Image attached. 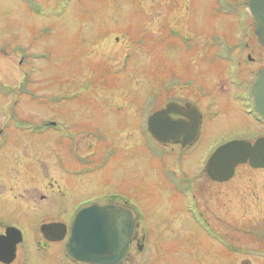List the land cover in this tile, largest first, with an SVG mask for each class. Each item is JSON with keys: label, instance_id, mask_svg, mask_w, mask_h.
<instances>
[{"label": "rangeland", "instance_id": "1", "mask_svg": "<svg viewBox=\"0 0 264 264\" xmlns=\"http://www.w3.org/2000/svg\"><path fill=\"white\" fill-rule=\"evenodd\" d=\"M37 1L42 2L39 13L34 5L28 9L20 0H0V88L4 85L11 92L10 96L0 92V127L12 128L8 114H14L28 123V130L47 119L53 121L62 139L104 136V147L113 144L118 153L123 151L125 177L134 172L141 177L149 171L145 182L152 184L154 179L157 183L159 176L151 168L158 164L148 161L141 146L146 119L165 104L167 84H224L225 66L212 61L216 48L209 39L240 42L243 22L233 12L242 0H71L65 7L58 0ZM221 8L231 11L233 20L215 17ZM242 19L244 31L251 34L252 27ZM24 88L29 94L21 93ZM217 111L219 115L205 125V140L215 136L226 140L231 129L241 133L250 124L221 95ZM251 125L250 129H258ZM25 135L21 137L24 146L15 148L27 162L23 177L27 194L36 188L48 195L51 189L45 187L49 184L66 186L68 177L61 174L56 161L66 155L62 149L67 143L53 133ZM203 149L191 158L195 164L204 159ZM126 152L131 157L125 160ZM166 158L170 164L174 161L173 155ZM63 160L68 161L67 157ZM75 165L72 160L66 164ZM92 177H81L78 181L83 187L78 188L76 181L73 193L56 201L61 212L52 219L67 222L66 215L77 202L87 203L98 191L110 190L93 185L88 179ZM202 177L196 187L203 209L217 217L211 219L210 227L196 229L186 221L184 228L175 230L139 229L137 239H145L144 249L138 252L133 246L128 264H264V170L238 166L230 180L217 185ZM163 188L149 197L141 190L142 197H137L148 217L154 211L165 215L164 211L182 209L170 187ZM39 205L27 201V216L49 219L52 206L48 211L46 203ZM35 222L27 221L23 250L30 260L26 264H65L62 245L48 246L38 228H33ZM41 241L44 250L39 248Z\"/></svg>", "mask_w": 264, "mask_h": 264}, {"label": "flooded vegetation", "instance_id": "2", "mask_svg": "<svg viewBox=\"0 0 264 264\" xmlns=\"http://www.w3.org/2000/svg\"><path fill=\"white\" fill-rule=\"evenodd\" d=\"M20 1L27 6L28 9H32V5H34L36 10L42 8V2L37 0ZM58 1V4L64 6L70 5V0ZM247 1L248 0H242L241 4L236 6L237 8H234L235 11L233 12L236 18L243 22V26L240 28L242 30L240 42L234 43L231 39L224 40L222 38L209 37V42L216 48L211 55L212 61L214 60L216 61L215 63L225 66V73L221 76L225 77L224 84L206 85L203 82L191 81L193 84H182L179 87H173V84H167L165 86L166 102L163 107L156 111L166 109L168 105L172 104L177 107V113H171L170 117L174 120L187 121L190 110L197 109L201 118V123L197 139L186 145H182L179 141L170 140L166 143H160L147 132V129L144 130V140L141 146L148 161L152 159L158 164L151 168L152 171H157V175L159 176L157 183H154V179L152 184L145 182L146 179L150 178L149 171H146L147 175L143 174L141 177L136 175L139 172L130 174L132 175L131 177L130 175L125 177L121 168L123 151L118 153L113 144L104 147V136H90L85 134L84 139H82L83 141L74 136H68L66 139H62L59 135L60 129H55V123L49 119L36 126V128L42 126L40 129L35 128L33 130H28L22 128V126L28 124L27 122L17 118L14 114H8L9 117L12 116L14 125L12 124V128H10L11 125L7 126L8 124L0 127V264H26L30 260V256L27 257V253L23 250L26 248L25 245L27 244L26 231L28 229V220H36V224L33 228L37 227L38 230L41 226L49 224H63L69 228L71 219L80 206V203H82V200L76 203L78 206L74 207L75 205H73V207H71L66 215L68 220L63 223H60L56 219H52V217H57L59 212H61L57 207L58 203H56V201L65 194L71 195L73 193L72 185H74L76 181L79 183L77 186L78 188L80 186L83 187V184L79 182L80 178L90 177L91 175L93 177L88 179L93 180V185L105 189L110 187V190L107 192L98 191L97 195L88 197L91 202H116L128 205L134 209L136 213V235L131 243L130 250L133 246L138 252H142L144 249L143 240L145 239H141L140 241L137 239V232L139 229L145 231H155L164 228L175 230L178 226L184 228L186 221L190 222L192 225L191 227L196 229L210 227L211 219H216L217 217L208 215L207 211L203 209L204 205L201 202L198 188L196 187L197 181L202 180V176L205 175L209 184L217 185L221 183L214 182L207 176L204 168L206 160L218 147L230 141L244 140L250 144H254L258 139L264 138V119L260 118L257 114L254 107V100L250 95L252 79L259 70L264 68V46L259 44L254 34L253 20L248 11ZM38 12H41V10ZM230 13L232 12H228L226 9L222 11V8L218 10V14L213 12L215 17L218 16L224 21L232 19L229 15ZM242 18H246L249 27H252L253 31L251 34L244 31L245 19L243 20ZM253 42L256 43L254 44ZM209 91L212 93L210 94ZM219 95L223 97L226 103L236 106L239 113L247 119V123H250L249 126H252L251 124H256L258 129L254 130L250 129L249 126H244L242 132L237 134L234 131L235 129H231L230 136L226 140L218 136H215L209 141L205 140V125L207 121L210 122L212 121L209 120L210 117L214 118L219 115L217 111ZM156 111H153L150 115ZM227 111L228 110H224L222 113ZM48 133L56 134L58 138L67 143L64 146L66 150L62 149V152H65L66 155H61L62 157L60 156L56 161V167L60 170L61 174L66 178L68 177L67 185L63 188L57 186V189L54 188L52 184L47 185L45 189H51V192L48 193L49 196L39 192L36 188L27 194L26 183L23 179V177H25L27 162L23 159L21 152L15 147L24 146L22 143L24 140H21V137L25 138V134L29 137H39L46 136ZM244 134H248L249 136H242ZM90 137L93 141L92 143ZM107 137L105 136V138ZM220 139L223 140L220 141ZM12 140L15 143L19 142V144H12ZM83 142H85L86 145H83ZM11 146H14V148L12 149ZM83 146H86L87 149ZM172 148H175V150H171ZM202 148H204L202 152L205 155L204 159L195 164L191 158L193 159L196 154L201 153ZM168 155H173L174 161H172V165L166 161ZM64 157H67V162H64ZM129 157H131V154L126 152L125 160ZM70 160L76 164V168L66 166V164H69ZM36 163L39 166V161ZM184 163H186V167L183 166ZM191 164H194L193 168H191ZM246 165L250 168L248 164ZM82 167L84 168L83 170ZM41 169L44 173L46 172L42 166V162L39 166V170ZM113 172L114 175H111ZM128 178H130V180H128ZM111 179H113V182ZM16 181H18V185ZM143 185L145 186L142 187ZM121 186L130 188L124 190ZM164 186L170 187L169 190L175 197L178 196L183 206L182 209L174 210V212L170 214L164 211L165 215L154 211L155 213H148L150 215L148 217V215H146L147 211L136 201L137 197H142L141 194L143 192H141V190L149 197L152 196L151 193L156 192L157 189L163 191ZM50 196H53L52 200ZM34 200L37 206L46 203L47 210L52 206L51 212L47 214V218L49 219L43 220L35 216H27V201L32 203ZM70 212H72L71 216ZM156 213L159 214L158 218L155 217ZM32 231L34 230L32 229ZM14 240L17 242L14 243ZM45 243L48 246L49 244H53L48 241H45ZM45 243L43 241L38 242L39 248L44 250L45 247L43 244ZM63 243L64 241L55 243V245H63ZM64 258L65 264H76L68 260L65 256ZM128 263L129 261L127 260L125 264Z\"/></svg>", "mask_w": 264, "mask_h": 264}, {"label": "water", "instance_id": "3", "mask_svg": "<svg viewBox=\"0 0 264 264\" xmlns=\"http://www.w3.org/2000/svg\"><path fill=\"white\" fill-rule=\"evenodd\" d=\"M247 7L254 34L264 46V0H248ZM250 95L257 114L264 119V68L254 76ZM176 111L177 107L171 104L148 118V130L158 142L170 140L186 145L197 139L201 123L198 110H190L187 121L172 119L170 114ZM244 164L264 169V138L254 144L235 140L218 147L208 157L205 171L212 181L223 183L233 177L236 167ZM135 221V212L130 207L112 202L93 203L80 207L68 229L62 224H50L42 226L40 232L49 242H61L67 234L63 252L76 264H125L136 235Z\"/></svg>", "mask_w": 264, "mask_h": 264}]
</instances>
